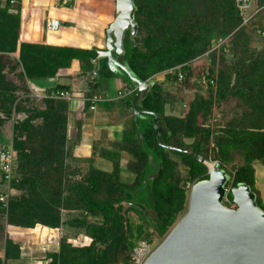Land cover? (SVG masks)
<instances>
[{"label": "trees", "instance_id": "1", "mask_svg": "<svg viewBox=\"0 0 264 264\" xmlns=\"http://www.w3.org/2000/svg\"><path fill=\"white\" fill-rule=\"evenodd\" d=\"M21 2L0 0V141L11 128L17 153L8 205L0 201V232L8 225L81 227L89 241L61 238L58 249L46 252L48 264H135V248L164 240L187 208L190 186L209 177L200 157L226 171L227 204L234 202L231 189L245 183L264 209L255 168L264 163V0H254L249 14L239 0H135L138 32L124 42L125 58L135 76L153 85L134 109L137 88L124 76L132 115L120 139L93 145L112 168L91 162L85 175L72 164L78 140L69 137V103L50 97L70 86L34 96L28 80L56 76L76 61L88 76L86 106L112 109L114 101L92 98L99 77L118 73L102 58L91 77L95 46L20 43ZM135 110L158 114L162 131L153 115ZM160 165V174L146 180ZM65 211L81 215L64 219ZM130 211L144 222H133ZM0 264H28L9 234Z\"/></svg>", "mask_w": 264, "mask_h": 264}, {"label": "water", "instance_id": "2", "mask_svg": "<svg viewBox=\"0 0 264 264\" xmlns=\"http://www.w3.org/2000/svg\"><path fill=\"white\" fill-rule=\"evenodd\" d=\"M136 11L135 0H115L106 46L93 59L94 74L99 71L101 59L107 58L113 72L131 78L137 88L134 109L136 99L141 102L153 85L135 76L127 63L118 60L125 53L126 33L129 31L134 39L138 32ZM135 113L146 114V118L153 115L157 132L162 131L157 126L158 114L138 110ZM200 160L207 164L209 177L193 183L187 212L144 264H264V209L258 204L256 193L248 184H239L231 189L236 207L229 206L224 200L226 171L216 161L203 157ZM160 172L161 165L146 180H154Z\"/></svg>", "mask_w": 264, "mask_h": 264}, {"label": "rangeland", "instance_id": "3", "mask_svg": "<svg viewBox=\"0 0 264 264\" xmlns=\"http://www.w3.org/2000/svg\"><path fill=\"white\" fill-rule=\"evenodd\" d=\"M26 0H22L20 8L22 12V20H23V28L26 27V21L30 19V21L34 18V31L33 34L41 35L44 31L45 26V20L43 21L44 15L48 14L49 17L52 18H58L61 21V25L59 29L48 31V34L50 35L51 39L50 42L62 44V43H76L78 41L82 45L90 44L92 41H94L97 36L99 35H105L106 36V30L110 24V20L112 19V16L114 14L115 9V1L114 0H54L55 5L48 6L45 9L46 12H40L44 9H42L39 6H34L36 8H32L31 5L25 4ZM28 2V1H26ZM24 4V5H23ZM33 4V3H32ZM255 8L254 0L250 2V5L247 9L244 10L245 14H249L250 11L252 12ZM105 32V33H104ZM107 37L105 38V40ZM77 44V43H76ZM99 50V48H98ZM118 77H114L109 79L108 77H103L100 79V85H99V91L103 92V94L112 95L114 93V89L119 85V82H117ZM158 79L163 78V74H160L157 76ZM67 80V79H66ZM65 80V81H66ZM63 79H60V77H44V78H36L35 81H31L32 85L37 84L38 82L41 83V87H37L38 91H44L46 87H52L57 85L58 82H62ZM78 86L74 87L75 92L78 91ZM127 93V92H126ZM188 95V94H187ZM74 96L76 93H74ZM133 94L128 93L126 94L127 99H132ZM76 100L75 98L72 99L71 102V111L69 112L70 118H72V112L77 113L79 119H87L85 108H86V101H83L80 99V103L78 105H75L73 101ZM85 102V103H84ZM185 103V101H183ZM184 103H180V109L175 110V112H179L183 110ZM182 108V109H181ZM167 111H169V107L166 108ZM85 115L83 116V114ZM103 113V112H102ZM132 111L128 110L126 113H116V116H111L114 118V123H122V119L128 117V119L131 117ZM106 116V115H105ZM110 116V115H109ZM108 116V117H109ZM104 117V116H102ZM120 119V120H117ZM105 119L101 118L97 123H105ZM76 127V126H75ZM71 131V127L69 128ZM77 130V129H76ZM70 133V132H69ZM72 135V133H70ZM12 138V131L11 128L6 131L5 136L1 139L0 142H8ZM104 162V161H103ZM212 162V161H209ZM73 165L81 168L82 174L85 175V173L89 169V162L87 160H74ZM105 166L101 167H108L110 168L111 165L109 162H104ZM256 168V187L259 191L260 196L262 197V200L264 202V163L260 160L256 161L255 163ZM125 177L127 179H131L133 176L130 173H125ZM193 185V184H192ZM189 188V199L186 210L181 214L179 220L183 217V215L187 212L189 208V200H190V193H191V187ZM4 187H0V190H3ZM230 189L227 188V192ZM226 192V195H227ZM225 202H228L226 199V196L224 198ZM231 207H236V204L234 202L228 204ZM81 213L79 211H68L65 214V219H69L75 216H80ZM129 217L133 222H144L142 219L139 218L137 214L130 211ZM4 219L1 218L0 222H2ZM178 220V221H179ZM40 228V227H39ZM41 229V228H40ZM11 230V231H10ZM11 232V233H10ZM40 233V234H38ZM6 234H12L13 237H21L23 240H21L22 246L25 251V256L28 259L29 262H33V264H46V262H43L45 251L47 249L49 250H56L58 249V244L61 238L67 237L69 240H72L73 242L77 244H84L89 241V238L86 234V231L84 228L81 227H74L70 226L68 224H64L60 228L54 229L53 231H44V230H33V231H21L20 234L16 235L15 232L7 226L6 232H0V256H3V247L5 243V237ZM163 241V238H155L151 242H147L146 244L140 243L136 248L135 251L139 248H141V256L137 255V257L140 259H137V262L135 259V264H144L147 257L157 248V246L160 245V243ZM141 257V258H140ZM142 259V260H141Z\"/></svg>", "mask_w": 264, "mask_h": 264}, {"label": "crops", "instance_id": "4", "mask_svg": "<svg viewBox=\"0 0 264 264\" xmlns=\"http://www.w3.org/2000/svg\"><path fill=\"white\" fill-rule=\"evenodd\" d=\"M26 1H28V2H26ZM26 1H25V4L31 5L32 8L33 7L36 8L34 6V4H35L36 6H39L42 9H44V10L40 11L41 13L46 12V10H47V9H45L46 7L55 5L54 0H26ZM51 19H58V18L49 17L47 12H46V14L43 17V21L45 20L44 31L41 35H39V37H37L36 34L35 35L33 34L34 23H35L33 21L34 18L31 21H30V19L26 21L25 29L23 28V25L21 24L19 42L21 43L22 41H30V42H39V43L58 44V43L50 42L51 37L48 34V31L57 30L60 27L59 26L57 29L50 28L48 23ZM113 19H114V14L112 16V19L110 20V23L113 21ZM22 23H23V20H22ZM106 37H107V34H106V36L105 35L104 36L99 35V36H97V38L94 41H92L90 44H86V45H82L78 41H76L77 44L76 43H62V44L76 45V46H81V47L95 46L99 49H103L106 46V40H105ZM15 55H16L15 57L19 56L18 53H15ZM98 73H99V71H98ZM117 73L118 74L113 76V77H108L109 79L114 78V77H118L116 80H117V82H119V85L116 87V89H114L115 94H112V95L103 94V92H101V91L96 93V95L100 96L102 100L114 101V104L111 105L112 109H106V108L101 107L99 105H96V107L94 109H92L90 106L89 107L86 106L85 113H86L87 119H83V117H82V119H79L77 113H75V112H72V115H73L72 118H70V115L68 114L69 128L71 127V131L69 130V132L72 133V135H70V133H69V137L71 139H77L78 140V142L74 146V153H73L74 157L76 158V160H78V159L79 160H87L89 162V164L92 162L96 167H99V168H102L105 170H111V168H112L111 162H109L108 160L101 157V155H99L98 153L95 154L94 150H93V145L95 142H99L100 147H106L107 146L106 142L108 140L120 139L122 132H123V128L126 125V123L128 122V120L130 119V118L128 119V117H126V118L122 119V123H114L117 121H115L114 118H112L113 116H116L117 112L118 113H126V111L131 110V109H127L126 105L124 103V100L127 99L126 98V91L129 92L127 90V88L125 87L127 83L124 80V75L121 72H117ZM97 74H94V72L92 70L91 77L96 76ZM53 77H60V79H63L62 82H58L57 84L61 83V84L69 85L73 94L76 93V95H78L76 97L75 96L73 97V99L74 98L76 99L73 101V103H75V105H78L80 103V99L85 101V93L89 89L88 83H87V79H88L87 77L88 76L81 74L80 65L78 64V62L75 61L74 64L69 68L61 69L59 74L56 76H53ZM103 77H106V76L99 77L98 78L99 81ZM35 79L28 80V84H29V87L31 90V94H33L34 96H43L46 94V90L48 88L54 87V86L46 87V89L44 91H38L37 87H41V83L38 82L37 84L32 85L31 81H35ZM75 86L76 87L78 86V88H79L78 91H76V92L74 90ZM71 102H72V100H71ZM71 102H69V112L71 111V108H70ZM107 107H109V105H107ZM85 113L83 114V116L85 115ZM102 116H104V117H102ZM101 118H104L106 120L105 123H97L99 120H101ZM117 120H120V119L117 118ZM78 129L81 130L79 137H78ZM122 154H123V156H122L123 159L127 160L128 154L125 152H123ZM103 161L109 162L111 167L110 168L108 167V169H106L107 167H105V168L101 167V166H105ZM66 212H68V211H65L63 214L64 219H65ZM8 227H10L15 232L16 235L20 234L21 231H23V230L24 231H33V230L39 229V230H44V231H49V230L53 231L54 229H57V228H49V227L41 226V225H37L35 228H22V227H17V226H13V225H8ZM38 234H40V233H38ZM9 235L11 237H13L12 234H9ZM13 239L21 244L24 260L26 262H28V264H33V262L32 261L29 262L25 256V251H24V248L22 246V243H23L22 238L16 236V237H13ZM21 240H22V243H21ZM48 250L49 249H47L45 251V255H46V252ZM43 262L44 263L46 262V264H48V261L45 259V256H44ZM35 264H37V263H35Z\"/></svg>", "mask_w": 264, "mask_h": 264}, {"label": "built area", "instance_id": "5", "mask_svg": "<svg viewBox=\"0 0 264 264\" xmlns=\"http://www.w3.org/2000/svg\"><path fill=\"white\" fill-rule=\"evenodd\" d=\"M2 1L6 2L7 0H2ZM239 1H241V8L245 10L248 8L252 0H239ZM11 2L14 3L15 0H11ZM48 24L50 28L57 29L60 26L61 21L59 19H51ZM50 97H53L57 100L66 101L69 103L73 99L74 94L70 90H57L56 92L52 93ZM100 99H101L100 96L95 95L94 98H92V101L95 102ZM90 107L94 109L95 105L93 104ZM16 157H17V153L16 150L14 149L12 138L8 142H0V184L2 185V187H4V189L0 193V201L4 204V206L8 205L9 198L11 196V183L13 179L16 177V171H15V161L17 159ZM226 199L229 202L227 197ZM142 243L146 244L147 242L143 241ZM141 250L142 249L139 248L135 251L134 258L136 259V261L137 259H139L137 255L141 256ZM137 262H142V261H137Z\"/></svg>", "mask_w": 264, "mask_h": 264}, {"label": "flooded vegetation", "instance_id": "6", "mask_svg": "<svg viewBox=\"0 0 264 264\" xmlns=\"http://www.w3.org/2000/svg\"><path fill=\"white\" fill-rule=\"evenodd\" d=\"M127 38H129L131 41L133 40V39L130 37V32H129V31L126 33V36H125L124 42H126ZM125 54H126V52H125L124 54H121V55L118 57V60L121 61V62H125V63H127V58H125Z\"/></svg>", "mask_w": 264, "mask_h": 264}, {"label": "bare ground", "instance_id": "7", "mask_svg": "<svg viewBox=\"0 0 264 264\" xmlns=\"http://www.w3.org/2000/svg\"><path fill=\"white\" fill-rule=\"evenodd\" d=\"M210 166H212V163H209Z\"/></svg>", "mask_w": 264, "mask_h": 264}]
</instances>
